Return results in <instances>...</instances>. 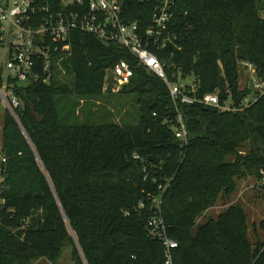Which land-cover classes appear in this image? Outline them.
Segmentation results:
<instances>
[{"label":"trees","instance_id":"obj_1","mask_svg":"<svg viewBox=\"0 0 264 264\" xmlns=\"http://www.w3.org/2000/svg\"><path fill=\"white\" fill-rule=\"evenodd\" d=\"M124 2L129 21L152 23L157 0ZM263 8L264 0H176L174 44L154 48L171 82L195 76L198 94L218 95L219 107L175 105L165 82L144 68L120 93L105 91L108 70L136 64L134 57L73 33L52 84L18 90L30 142L5 118L0 264H59L68 247L75 264H165V247L148 228L155 217L179 243L174 264H264V240H250L241 205L198 225L237 193L238 181L264 176V95L245 106L253 93L240 85L248 64L264 81ZM110 95L135 100L138 124L69 125L57 101L86 103L88 122L94 101ZM180 114L187 142L176 137Z\"/></svg>","mask_w":264,"mask_h":264},{"label":"built area","instance_id":"obj_2","mask_svg":"<svg viewBox=\"0 0 264 264\" xmlns=\"http://www.w3.org/2000/svg\"><path fill=\"white\" fill-rule=\"evenodd\" d=\"M152 23L145 27L129 21L124 0H0V49H8V61L0 69V127L2 112L9 114L28 142L29 135L21 122L22 101L18 96L21 88L35 85L50 86L61 71L64 58L71 56V35L80 33L96 38L128 51L136 64L126 60L107 72L105 91L120 93L130 85L136 71L144 68L161 78L167 85L175 105H206L219 107L216 94L199 95L196 82L192 87L180 81L171 82L166 64L156 54L174 44L170 27L175 21L176 0H157ZM58 67V68H57ZM252 80L248 83L252 98L249 106L264 95V81L256 77V69L248 64ZM176 137L187 142L188 131L183 115L178 117ZM8 157L3 149L0 133V206ZM161 206V202H156ZM150 235L165 247V264H174L179 243L167 234L162 217L148 223Z\"/></svg>","mask_w":264,"mask_h":264},{"label":"rangeland","instance_id":"obj_3","mask_svg":"<svg viewBox=\"0 0 264 264\" xmlns=\"http://www.w3.org/2000/svg\"><path fill=\"white\" fill-rule=\"evenodd\" d=\"M261 16L264 19V8L261 9ZM8 61V49H0V69H3ZM252 80L251 73L242 68L240 70V85L244 89L247 87L249 81ZM179 81L192 87L196 82L195 76H189L186 78L179 77ZM107 95V94H106ZM250 97L249 99H251ZM59 106L64 116H69V125H100L117 123L119 125H135L140 120V113L136 102L133 98L118 97L115 95L106 96V100L94 101L93 107L94 115L90 119L86 120V103H82L77 97L62 96L58 98ZM77 114L75 116L74 114ZM99 114V116H98ZM3 123L0 127L1 140L3 139V130L5 125V118L7 113L2 112ZM3 141V140H2ZM243 152V151H242ZM243 154V153H242ZM234 158H229L228 162H233ZM241 205L248 214V222L250 225V240L253 243L257 242V238L264 240V176L259 180L255 176H249L243 181H238V191L231 198L223 201H219L216 207L208 210L198 219V225L206 224L210 219H217L218 216L224 212L230 205ZM259 235V237H258ZM36 264H53L46 259L37 261ZM59 264H75L72 260V247H68Z\"/></svg>","mask_w":264,"mask_h":264},{"label":"water","instance_id":"obj_4","mask_svg":"<svg viewBox=\"0 0 264 264\" xmlns=\"http://www.w3.org/2000/svg\"><path fill=\"white\" fill-rule=\"evenodd\" d=\"M105 46H106V47H110L109 44H105ZM30 107H31V110H32L33 115L36 117V119L38 120V122L41 123V122H42V119H41L40 115L37 114L34 105L31 104Z\"/></svg>","mask_w":264,"mask_h":264}]
</instances>
